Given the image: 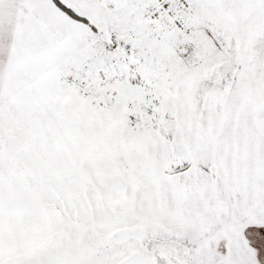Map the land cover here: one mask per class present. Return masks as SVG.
I'll return each instance as SVG.
<instances>
[{"label":"rangeland","instance_id":"obj_1","mask_svg":"<svg viewBox=\"0 0 264 264\" xmlns=\"http://www.w3.org/2000/svg\"><path fill=\"white\" fill-rule=\"evenodd\" d=\"M160 1L0 0V264H264V0Z\"/></svg>","mask_w":264,"mask_h":264},{"label":"built area","instance_id":"obj_2","mask_svg":"<svg viewBox=\"0 0 264 264\" xmlns=\"http://www.w3.org/2000/svg\"><path fill=\"white\" fill-rule=\"evenodd\" d=\"M162 14H168L173 18L175 21V26H181L183 24L182 19L178 17L175 10L170 5V2L168 0H162L158 3V6L154 8L150 13L149 17L151 19H154Z\"/></svg>","mask_w":264,"mask_h":264},{"label":"trees","instance_id":"obj_3","mask_svg":"<svg viewBox=\"0 0 264 264\" xmlns=\"http://www.w3.org/2000/svg\"><path fill=\"white\" fill-rule=\"evenodd\" d=\"M55 4L59 6L61 10H63L67 15L71 16L73 19H76L78 21H82L83 23H88L87 18L83 16H79L73 12L69 7L64 6L62 3L59 2V0H54Z\"/></svg>","mask_w":264,"mask_h":264},{"label":"water","instance_id":"obj_4","mask_svg":"<svg viewBox=\"0 0 264 264\" xmlns=\"http://www.w3.org/2000/svg\"><path fill=\"white\" fill-rule=\"evenodd\" d=\"M174 165L177 166V162H175Z\"/></svg>","mask_w":264,"mask_h":264}]
</instances>
